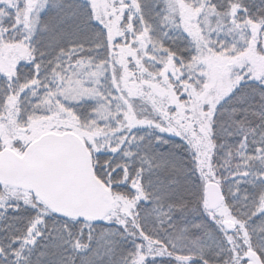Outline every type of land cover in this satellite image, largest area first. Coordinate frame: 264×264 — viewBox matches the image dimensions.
Returning a JSON list of instances; mask_svg holds the SVG:
<instances>
[{
  "label": "snow or ice",
  "instance_id": "6c2138e0",
  "mask_svg": "<svg viewBox=\"0 0 264 264\" xmlns=\"http://www.w3.org/2000/svg\"><path fill=\"white\" fill-rule=\"evenodd\" d=\"M0 264H264V0H0Z\"/></svg>",
  "mask_w": 264,
  "mask_h": 264
}]
</instances>
